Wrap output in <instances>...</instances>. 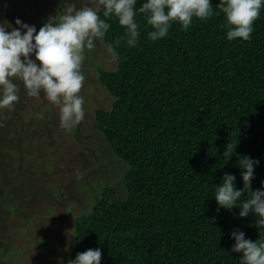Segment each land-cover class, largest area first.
Returning <instances> with one entry per match:
<instances>
[{
  "label": "trees",
  "instance_id": "1",
  "mask_svg": "<svg viewBox=\"0 0 264 264\" xmlns=\"http://www.w3.org/2000/svg\"><path fill=\"white\" fill-rule=\"evenodd\" d=\"M144 2L137 0V9ZM219 3L212 0L218 15L194 18L187 31L176 22L155 42L138 12L137 46L122 42L117 70L99 71L114 102L96 121L129 166L127 197L107 187L91 212L75 219L67 263L99 247L101 264H241L231 232L264 240L253 214L218 211L212 195L225 173L243 187L237 160L245 155L259 160L252 189L264 187V8L250 41H229ZM109 22L106 45L125 33L115 18ZM236 142L225 162L227 145Z\"/></svg>",
  "mask_w": 264,
  "mask_h": 264
},
{
  "label": "rangeland",
  "instance_id": "2",
  "mask_svg": "<svg viewBox=\"0 0 264 264\" xmlns=\"http://www.w3.org/2000/svg\"><path fill=\"white\" fill-rule=\"evenodd\" d=\"M73 4L96 7L95 0H67V6ZM65 7V0H0V22L18 27L19 18L38 31ZM96 44L82 67L86 115L78 128L63 129L59 106L43 91L40 98L28 96L18 79L20 101L0 109V264H68L75 219L91 212L106 187L127 196L129 167L113 153L95 119L114 102L99 71H116L117 65L104 39Z\"/></svg>",
  "mask_w": 264,
  "mask_h": 264
},
{
  "label": "clouds",
  "instance_id": "3",
  "mask_svg": "<svg viewBox=\"0 0 264 264\" xmlns=\"http://www.w3.org/2000/svg\"><path fill=\"white\" fill-rule=\"evenodd\" d=\"M95 3L96 7L86 4L77 8L74 4L67 6L65 0L64 10L49 16L38 31L35 25L19 18L15 20L18 27L0 22V109H12L20 101L19 85L15 82L18 79L28 96L40 98L43 91L48 101L59 106L60 126L70 132L78 128L86 115L85 99L80 95L86 79L83 64L87 54L97 47L96 41L103 40L109 32L111 19L115 18L125 28L123 36L107 45L112 62L118 64L121 56L117 49L121 43L134 48L140 39L138 12L145 14L147 24L153 29L148 32L153 42L166 37L176 22L187 31L194 18L203 21L219 14L214 12L212 0H145L139 9L137 0H95ZM218 7L227 20V39L250 41L264 0H220ZM39 115L43 118V114ZM236 144L227 145L223 153L225 162L235 154ZM258 165V159L239 156L237 166L241 169L243 187L237 188L234 174L225 173L212 195L218 211L223 208L232 212L238 207L239 217L253 214L255 226L261 229L264 228V187L252 189ZM231 238L235 241L231 251L241 253V264H264V240L246 239L239 229L231 232ZM101 259L102 250L90 248L69 259L68 264H101Z\"/></svg>",
  "mask_w": 264,
  "mask_h": 264
}]
</instances>
